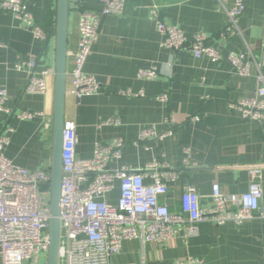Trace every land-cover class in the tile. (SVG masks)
Here are the masks:
<instances>
[{
    "label": "crops",
    "instance_id": "crops-1",
    "mask_svg": "<svg viewBox=\"0 0 264 264\" xmlns=\"http://www.w3.org/2000/svg\"><path fill=\"white\" fill-rule=\"evenodd\" d=\"M22 2L31 6L37 22L50 21L49 37L45 43L37 40L31 27L11 13L0 12V43L6 46L0 49V88L7 90L15 114L31 111L41 115L22 121L0 112V128L7 124L13 129L5 157L15 166L36 172L50 170L51 166L54 76L49 78L46 95L26 94L28 75L15 66L36 58L38 73L54 69L56 0ZM234 3L223 0V8L217 0H125L122 15L104 17L100 36L84 67V72L100 84L99 92L80 102L66 94L65 120L77 125V159H92L97 144L124 138L123 156L111 164L112 169H142L159 160L178 171L176 183L162 198L172 212L181 211V197L188 186L197 189L202 207L212 204L215 184L225 195L245 194L250 184L249 166L262 168L264 191V122L245 120L231 108V104L251 97L257 90V69L243 77L227 60L213 62L208 57L197 59L189 50L167 49L151 18L153 6H159L161 18L183 30L188 38L204 34L224 57L232 53L248 55L251 50L262 63L264 0H247L246 11L239 19L241 34L225 40L220 38L228 22L225 9H231ZM102 9L99 0H70L68 72L77 50L81 13ZM150 67L159 72L155 80L138 78L140 69ZM129 91L143 92L144 96L123 94ZM162 95H168L167 103L158 100ZM194 116L200 121L193 123L190 118ZM114 118L120 120V126H102ZM146 127H154L158 133L172 130V135L159 142L134 145ZM183 146L191 148L195 168H182ZM105 199L109 204L118 203L119 180ZM197 230L196 236L181 232L165 244L125 241L110 264H176L187 258L203 264H264V218L221 226L203 222L197 224Z\"/></svg>",
    "mask_w": 264,
    "mask_h": 264
},
{
    "label": "built area",
    "instance_id": "built-area-1",
    "mask_svg": "<svg viewBox=\"0 0 264 264\" xmlns=\"http://www.w3.org/2000/svg\"><path fill=\"white\" fill-rule=\"evenodd\" d=\"M99 1L103 4L101 11H84L79 18L77 50L72 54L74 63L67 74V93L77 102L96 95L100 89L98 81L86 74L84 67L100 36L103 18L122 15L125 10V0ZM217 2L224 8L223 0ZM246 7L247 0H235L231 9H225L228 22L220 38L226 40L241 34L239 19ZM159 9V6H153L151 18L164 37L162 44L167 49L175 52L189 50L195 58L208 57L213 62L227 60L236 73L243 77L250 76L252 70L257 69V90L251 97L231 104V108L245 120L264 122V62L259 63L251 50L248 55L232 53L224 57L204 34L188 38L183 30L167 24L161 18ZM0 12L13 14L33 29L37 40L47 42L49 33L37 22L31 6L22 0H2ZM5 47L0 43V49ZM38 65L39 60L31 58L15 66L17 71L28 75L26 94L46 95L49 92L48 81L54 76V69L48 68L38 73ZM158 75L155 67L143 68L138 72V78L142 80H155ZM123 94L144 96L143 92L134 94L129 91ZM158 100L167 103L169 97L162 95ZM10 101L7 90L0 88V112L8 118L16 115L17 119L28 121L41 115L31 111L15 114ZM190 119L193 123L200 121L198 116ZM170 120L173 121V118ZM104 125L120 126L121 123L114 118ZM12 132V127L7 124L0 128V255L2 264H38L37 258L47 256L50 248L51 174L50 170L30 172L15 166L5 157L4 150L10 144ZM171 135L172 130L158 133L154 127H146L140 131L134 145L159 142ZM77 144V125L73 120H65L59 214L60 264H110L112 257L121 252L125 241L165 244L181 232L187 237L196 236L199 223L209 222L221 226L228 222L242 224L255 218H264L263 171L260 166L248 167L250 184L245 194L228 196L215 184L212 187V204L202 207L197 189L188 186L181 197V211L172 212L162 198L176 183L179 177L177 170L159 160L142 169H112L111 164L123 156L126 141L122 137L106 144H97L94 156L89 160L77 159ZM196 165L191 148L183 146L182 168L192 169ZM146 179L151 180V183L147 184ZM116 180L120 181V199L113 205L105 197L114 190ZM176 264H203V261L187 258Z\"/></svg>",
    "mask_w": 264,
    "mask_h": 264
},
{
    "label": "water",
    "instance_id": "water-1",
    "mask_svg": "<svg viewBox=\"0 0 264 264\" xmlns=\"http://www.w3.org/2000/svg\"><path fill=\"white\" fill-rule=\"evenodd\" d=\"M70 0H56L54 102L52 119L51 182L50 187V248L47 264H60L61 222L60 196L63 177L62 152L64 145L65 103L68 79Z\"/></svg>",
    "mask_w": 264,
    "mask_h": 264
},
{
    "label": "rangeland",
    "instance_id": "rangeland-1",
    "mask_svg": "<svg viewBox=\"0 0 264 264\" xmlns=\"http://www.w3.org/2000/svg\"><path fill=\"white\" fill-rule=\"evenodd\" d=\"M46 260H47V256H45V255H41V256H39V257L37 258V263H38V264H43V262L46 263Z\"/></svg>",
    "mask_w": 264,
    "mask_h": 264
},
{
    "label": "trees",
    "instance_id": "trees-1",
    "mask_svg": "<svg viewBox=\"0 0 264 264\" xmlns=\"http://www.w3.org/2000/svg\"><path fill=\"white\" fill-rule=\"evenodd\" d=\"M39 24H40V26L48 33V32H50V27H49V25H50V21H49V24H46V23H40V22H38Z\"/></svg>",
    "mask_w": 264,
    "mask_h": 264
}]
</instances>
